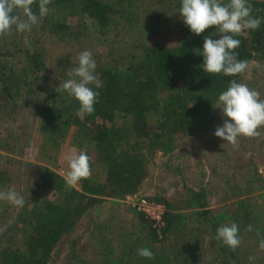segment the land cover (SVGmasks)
I'll return each mask as SVG.
<instances>
[{"label": "rangeland", "instance_id": "1", "mask_svg": "<svg viewBox=\"0 0 264 264\" xmlns=\"http://www.w3.org/2000/svg\"><path fill=\"white\" fill-rule=\"evenodd\" d=\"M228 2L221 0L223 4ZM180 7L181 0H135L132 15L111 14L105 21L64 18L49 8V13L40 17L31 31H14L0 37V53L5 57H19L21 65L26 53L34 52L39 53L43 62V67L32 75L31 92L27 94L26 89L21 94L17 108L10 113L0 107V147L11 145L10 152L0 151V171L8 173L11 188L25 202L18 207L0 200V264L12 252H26L32 226L24 223L23 218L34 217L35 201L64 203V196L54 194L47 184L57 177L65 180L69 168L64 157L68 152L75 149L93 154L94 144L77 125L82 117L72 118L67 110L73 97L62 88L63 82L70 78L68 72L78 66V55L85 50L92 53L96 76L104 67L128 69L142 60L147 48H171L180 43L181 33L177 30L183 19ZM17 14L23 19L21 10ZM50 17L64 23L66 29L50 33L43 26ZM210 29L219 33L215 26ZM240 34L245 35L246 31ZM239 83L257 90L264 99V55L249 62ZM164 96L165 93H160L161 99ZM48 98L52 102L45 104ZM44 106L60 112L61 118L70 124L53 123L45 127L40 117ZM216 106L210 111L211 123L177 139L171 153L150 154L141 149L146 176L137 193L121 199L107 198L89 208L57 242L48 264H183L185 260L189 264H235L222 240L216 239L217 231L210 227L213 222L218 228L231 223L241 228L237 261L264 264V250L259 248L264 238V127L258 129V137H239L238 146L234 147L214 135L226 119ZM119 123L123 125L120 120ZM96 169L100 170L98 165ZM74 188L79 190V183ZM9 189L0 184V192ZM189 190L205 192L207 209L215 217L213 221L194 222L188 217L182 227L186 237L159 236L157 241H151L146 236L148 231L142 230L139 215L143 212L138 209L139 203L145 200L160 204L156 202L160 199L182 213H192L193 209L182 210ZM240 202L247 207V221L243 217L245 208L236 209L241 208ZM249 225L251 231L247 230ZM140 248L152 250L154 258L139 256ZM249 257L254 260L249 261Z\"/></svg>", "mask_w": 264, "mask_h": 264}, {"label": "trees", "instance_id": "2", "mask_svg": "<svg viewBox=\"0 0 264 264\" xmlns=\"http://www.w3.org/2000/svg\"><path fill=\"white\" fill-rule=\"evenodd\" d=\"M247 3L252 6V17L261 19V24L255 30L245 29V35L234 36L241 42L234 52L238 54L239 60L249 64L254 57L264 55V1ZM134 4L135 0H51L47 7L64 18L84 17L105 21L111 14L120 17L125 13L132 15ZM32 10L39 13V0L33 4ZM43 26L50 33L56 34L66 29L64 23L53 17ZM177 26L181 41L176 46L147 48L142 60L128 69L113 66L99 71L97 78L103 86L96 89L91 85L94 91L99 92L98 102L94 104L95 111L90 115L84 114L81 116L82 122H77L94 144L93 154L89 155L91 177L79 182V190L67 186L66 181L60 177L47 184L54 194L64 196V203L35 201L37 209L34 217L23 218L24 223L32 226L26 252H12L4 256L1 264H48L50 253L57 242L75 227L89 208L107 198L121 199L137 193L146 176L145 155L141 149H147L150 154L161 152L166 155L174 151L177 139L188 137L211 123L210 111L218 103L220 93L227 90L232 80L239 83L243 73L226 76L223 73L204 72V58L197 52L203 49L204 37L219 39L220 33L208 28L200 35H195L183 19ZM19 60V57H5L0 53V107L10 113L17 108L21 94L26 89L27 94L31 92L34 80L32 75L43 67L39 53H26L21 65ZM160 93H165L163 99ZM50 102L52 100L48 98L45 104ZM69 107L67 110L70 116L75 118L80 105L74 97ZM40 111L45 127L53 123L70 124L61 118L60 112L47 106ZM151 117L155 118L154 122L150 121ZM0 151L10 152L11 145L0 147ZM36 171L40 172L41 169ZM0 184L11 188L6 171H0ZM188 193L189 198L182 210L193 209L192 213H182L169 202L156 200L165 204L164 225L160 234L152 227L154 222L144 213L139 215L142 230L148 231L146 236L151 241H157L159 236L163 239L168 236L177 239L178 235L186 237L182 227L188 217L193 218L194 222L213 221L215 217H211L207 209L205 192L189 190ZM240 204L241 208L236 209L240 211L245 208L243 217L247 221V207L243 202ZM210 227L216 231L218 229L214 222ZM224 247L235 264H241L237 261V249L233 251L226 245ZM181 263L189 264L186 260Z\"/></svg>", "mask_w": 264, "mask_h": 264}, {"label": "clouds", "instance_id": "3", "mask_svg": "<svg viewBox=\"0 0 264 264\" xmlns=\"http://www.w3.org/2000/svg\"><path fill=\"white\" fill-rule=\"evenodd\" d=\"M36 2L37 0H0V37L11 35L14 31H31L32 26L39 23V18L50 11L47 6L51 0H39L38 16L32 10ZM17 10L22 11L23 19L17 14ZM251 13L252 6L247 0H229L227 4L221 3V0H181L179 14L192 33L200 35L212 26L220 33L219 39L204 37L203 49L197 52L204 58V72L223 73L226 76L245 72L248 62L237 58L238 54L234 50L241 42L234 36L245 29L255 30L260 27L261 19L253 18ZM95 69L96 62L92 53L85 50L78 55V66L68 72L70 78L62 84V88L79 102L78 116L90 115L95 111L94 104L98 102L99 92L94 91L91 85L96 89L103 86L102 81L94 74ZM216 107L222 109L226 118L223 126L215 130L216 137L237 147L239 137L254 138L260 135L258 129L264 127V99L257 90L232 80L227 90L220 93ZM247 155L250 157L251 153ZM64 158L69 168L65 177L67 186L75 187L82 179L91 177L90 156L85 151L71 149ZM0 200L18 207H23L25 203L14 188L0 192ZM247 230L251 231L252 226L249 225ZM238 233L236 223L226 224L217 229L216 239L222 240L224 245L235 251L241 244ZM259 248L264 250V238L260 240ZM138 255L153 259L155 254L149 248H140ZM252 260L254 257H249V261Z\"/></svg>", "mask_w": 264, "mask_h": 264}, {"label": "built area", "instance_id": "4", "mask_svg": "<svg viewBox=\"0 0 264 264\" xmlns=\"http://www.w3.org/2000/svg\"><path fill=\"white\" fill-rule=\"evenodd\" d=\"M139 211H142L146 217L154 222L153 228L157 229L160 234V229L164 225L163 214L165 212V207L163 204L149 203L142 200L138 206Z\"/></svg>", "mask_w": 264, "mask_h": 264}]
</instances>
